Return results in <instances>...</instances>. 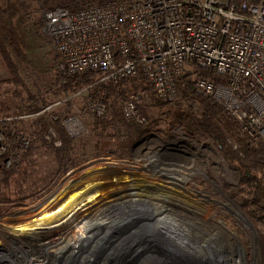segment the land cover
Listing matches in <instances>:
<instances>
[{
    "label": "rangeland",
    "instance_id": "obj_1",
    "mask_svg": "<svg viewBox=\"0 0 264 264\" xmlns=\"http://www.w3.org/2000/svg\"><path fill=\"white\" fill-rule=\"evenodd\" d=\"M5 1L0 0V5ZM24 1L30 4L29 11L16 18V25L26 44L29 63L13 58L30 92L42 95L45 103H40L37 112L22 113L27 95H20L22 90L11 81L0 53V144L4 147L0 154V264H67L66 255L55 258L50 253L71 235L69 227L41 233L23 230L65 211L72 198L83 194L96 197L75 214L80 227L102 218V210L134 201L138 204L130 206V211L140 208L156 214L163 209L167 217L190 229L183 237L194 253L199 254L196 248L208 245L225 250L228 240L242 246V264H264V201L255 199L254 190L243 179L247 173L264 181V171L247 161L242 133L226 131L222 139L238 159L249 165L248 169L228 159L215 137L194 129L204 122L201 104L187 103L183 95L174 105L157 107L155 101H160L151 97L150 86L141 77L116 83L115 94L108 100L112 104L109 113L119 114L120 124L106 129L98 120L106 119L109 113L99 119L91 113L89 103L92 99L104 101L107 93L93 85L68 100V95L85 88L75 93L62 90L66 79L60 83L41 18L43 10L66 6L75 10L106 0ZM37 21L42 23L40 29L35 26ZM8 51L13 53L12 49ZM104 83L110 84H100ZM56 88L62 91L58 96L53 93ZM136 91L141 93L139 113L147 120L139 127L148 132L123 153L120 144L129 139L134 123L125 119L122 104ZM73 118L83 125V133H73L75 124H68ZM40 119L45 120V127ZM61 131L75 141V159L63 167L58 164V152L64 147ZM58 194L57 199L52 198ZM218 229L230 237L225 238ZM118 244L108 239L95 241L85 253V264H129L141 251L138 245L119 250ZM231 255L233 263L240 258L238 252Z\"/></svg>",
    "mask_w": 264,
    "mask_h": 264
},
{
    "label": "built area",
    "instance_id": "obj_2",
    "mask_svg": "<svg viewBox=\"0 0 264 264\" xmlns=\"http://www.w3.org/2000/svg\"><path fill=\"white\" fill-rule=\"evenodd\" d=\"M41 18L60 83L89 73L101 76L96 84L141 77L157 100L174 105L186 91L184 78L205 72L194 79L195 93L224 108L249 148L264 143V0H106L43 10ZM140 100L136 91L122 107L128 122L143 126ZM89 108L106 116L101 99ZM72 123L74 134L83 133Z\"/></svg>",
    "mask_w": 264,
    "mask_h": 264
},
{
    "label": "bare ground",
    "instance_id": "obj_3",
    "mask_svg": "<svg viewBox=\"0 0 264 264\" xmlns=\"http://www.w3.org/2000/svg\"><path fill=\"white\" fill-rule=\"evenodd\" d=\"M92 195L83 194L72 198L65 211L54 214L37 224L29 225L23 232L41 233L60 227H69L71 235L56 251L52 250L50 253V257L55 258L66 255L67 264H85L87 259L85 253L94 247L95 241L106 239L114 240L117 246L120 243L119 250L131 249L136 245L141 248L136 256H132V262L129 264H242L244 261L242 246L228 240L225 242L227 249L222 251L212 245H208L207 248H196L199 254L190 251L183 237L187 235L186 230L190 231V229L167 217L163 209L156 211V214L140 208L138 212L130 211V206L137 203L134 201L102 210V218L87 222L80 227L74 216L82 205L96 197ZM59 196L60 194L52 198L57 199ZM149 221L151 224L147 223ZM111 225H114L113 229L110 228ZM218 232L225 238L230 237L223 229H218ZM232 251L240 254V258L235 263L232 262Z\"/></svg>",
    "mask_w": 264,
    "mask_h": 264
},
{
    "label": "trees",
    "instance_id": "obj_4",
    "mask_svg": "<svg viewBox=\"0 0 264 264\" xmlns=\"http://www.w3.org/2000/svg\"><path fill=\"white\" fill-rule=\"evenodd\" d=\"M29 5H27L24 0H6L4 3H2V5H0V53L4 60V65L11 76V81L22 90V93H20V95H27L28 102L27 104H25V107L21 108L22 113L27 114L39 111L41 109V107H39L40 103H45V99L42 95L38 96L30 92L26 82L21 76L20 68L16 65L13 58L14 55L20 62L24 64L29 63L26 44L21 39L16 25V18L26 15V13L29 11ZM41 25L42 23H40L39 21L35 23L37 29H40ZM8 49L13 50V53L11 55ZM53 63L55 67V60ZM201 76L205 77L207 76V73L198 71L193 74H189V76L185 77L183 80V83L186 87V92L184 93V101L187 103L198 102L203 106L204 109V122L200 125L195 126L194 129L201 130L207 133L209 136L215 137L219 142L222 151L228 157V159L237 161L240 163V167L248 169L249 165H247L243 160H240V158L238 159V156L234 152H232V150L227 145H225L224 140L222 139L223 134L226 131H236L240 133V128L235 124V122L231 119V117L223 107L215 103L213 100L203 98L195 93L193 89V79ZM99 78L100 75L96 73H89L87 75L79 77H71L66 80V85L62 90L66 91V93H75L88 86L94 85L95 87L98 85L100 89L105 90V92L107 93V98L105 97L103 103L106 104L107 112L109 113V111H111L112 109V104L109 103L108 100L114 96L116 84L114 85V83L112 82H110L109 85L105 83L103 85L100 83L96 84L98 83ZM118 85H120V83ZM97 89V87L94 89V97H97ZM150 89L148 90V92L153 98L154 95L152 89ZM53 93L57 96L60 95L62 93L61 88H56L55 90H53ZM155 105L157 107H164L168 104L155 101ZM109 114L106 119L98 120V123L103 125L106 129L117 128L120 124V121H118L120 115H112L111 112ZM40 123H42L43 127L46 126V122L44 119H40ZM56 126L58 125L56 124ZM188 128L193 132V128H190V125H188ZM147 132V128H141L136 124H132L130 126L129 139L125 141L126 143L122 142L120 144V148L123 153L128 152L129 148L132 147L133 144L141 139ZM60 134L64 141V147L58 152V164L59 166L63 167L67 162H73L75 159V141L71 139L67 134H64L62 131L60 132ZM241 142L243 143L242 148L244 150L246 159H248L247 161H250L254 168H260L264 171V143H260L256 148H249L246 144L245 138H243ZM73 166L76 167L75 165ZM243 179L247 182V185H251L252 189L254 190L253 194H255V199L259 202H263L264 181H259L257 178L251 177L247 173H245Z\"/></svg>",
    "mask_w": 264,
    "mask_h": 264
}]
</instances>
